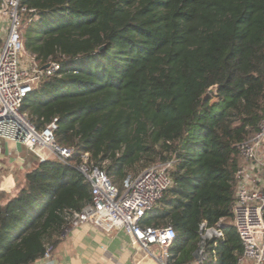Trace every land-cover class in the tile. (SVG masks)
<instances>
[{
    "label": "trees",
    "instance_id": "1",
    "mask_svg": "<svg viewBox=\"0 0 264 264\" xmlns=\"http://www.w3.org/2000/svg\"><path fill=\"white\" fill-rule=\"evenodd\" d=\"M25 50L59 63L23 99L38 129L74 152L29 169L14 196L0 190V264H31L90 201L75 169L88 152L120 190L171 161V186L142 219L170 225L173 264H193L199 225L222 224L214 264H239L233 224L238 144L264 119V0H19ZM104 46L103 50H99ZM216 85L213 93L208 91Z\"/></svg>",
    "mask_w": 264,
    "mask_h": 264
},
{
    "label": "built area",
    "instance_id": "2",
    "mask_svg": "<svg viewBox=\"0 0 264 264\" xmlns=\"http://www.w3.org/2000/svg\"><path fill=\"white\" fill-rule=\"evenodd\" d=\"M24 10L19 0H0V15L9 19L7 36L0 48V140L19 142L37 151L40 161L47 157V152L67 163L74 150L55 141L56 118L38 129L21 111L24 97L36 88L40 79L59 69L57 62H49L45 68L39 66L34 57L28 64L21 63ZM238 151L247 162L236 172L233 205V224L242 244L238 262L248 259L253 264H264V119L252 137L238 144ZM3 154L0 143V163ZM74 167L90 185V201L80 210L69 213L68 225L88 222L105 232L125 230L148 254H152L150 245L157 248V264H173L169 259V247L175 238L172 226L142 225L145 214L172 184L168 173L171 161L152 164L128 177L121 190L110 181L104 169L90 162L88 152L81 154V160ZM223 238L221 222L215 225L201 222L193 264H214L215 246ZM51 249L47 245L43 257H49Z\"/></svg>",
    "mask_w": 264,
    "mask_h": 264
},
{
    "label": "crops",
    "instance_id": "3",
    "mask_svg": "<svg viewBox=\"0 0 264 264\" xmlns=\"http://www.w3.org/2000/svg\"><path fill=\"white\" fill-rule=\"evenodd\" d=\"M9 19L0 15V48L7 36ZM0 163V190L14 196L22 185L26 170L40 161L39 153L19 142L5 141ZM47 157H52L45 152ZM25 171V172H24ZM148 254L125 230L105 232L92 223L66 225L49 257L31 264H157L158 250ZM241 264H253L244 260Z\"/></svg>",
    "mask_w": 264,
    "mask_h": 264
},
{
    "label": "rangeland",
    "instance_id": "4",
    "mask_svg": "<svg viewBox=\"0 0 264 264\" xmlns=\"http://www.w3.org/2000/svg\"><path fill=\"white\" fill-rule=\"evenodd\" d=\"M33 57V54L30 52V51H27V50H23L22 51V53H21V57H20V60H21V63L23 64V65H25L26 63L28 64L30 61H31V58ZM4 140L3 139H1L0 140V143H1V145H2V150L4 151ZM28 170H26V172H27ZM25 172V171H24ZM25 172V173H26ZM25 175V174H24ZM23 175V176H24ZM150 248H154V246L153 245H150Z\"/></svg>",
    "mask_w": 264,
    "mask_h": 264
},
{
    "label": "water",
    "instance_id": "5",
    "mask_svg": "<svg viewBox=\"0 0 264 264\" xmlns=\"http://www.w3.org/2000/svg\"><path fill=\"white\" fill-rule=\"evenodd\" d=\"M103 49H104V46H100V47H99V50H100V51L103 50ZM47 66H48V63L45 64L43 67L45 68V67H47ZM215 90H216V85L210 86L209 89H208V91H209L210 93L215 92Z\"/></svg>",
    "mask_w": 264,
    "mask_h": 264
}]
</instances>
